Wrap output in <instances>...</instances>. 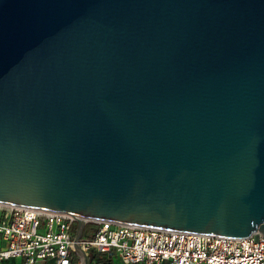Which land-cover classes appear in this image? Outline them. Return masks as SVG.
Instances as JSON below:
<instances>
[{"label": "water", "instance_id": "95a60500", "mask_svg": "<svg viewBox=\"0 0 264 264\" xmlns=\"http://www.w3.org/2000/svg\"><path fill=\"white\" fill-rule=\"evenodd\" d=\"M0 202L264 235V0H0Z\"/></svg>", "mask_w": 264, "mask_h": 264}, {"label": "built area", "instance_id": "2783aa9c", "mask_svg": "<svg viewBox=\"0 0 264 264\" xmlns=\"http://www.w3.org/2000/svg\"><path fill=\"white\" fill-rule=\"evenodd\" d=\"M68 213L0 202V264H81L93 251L125 264H264V235L244 237L86 219L76 237Z\"/></svg>", "mask_w": 264, "mask_h": 264}, {"label": "rangeland", "instance_id": "374dc122", "mask_svg": "<svg viewBox=\"0 0 264 264\" xmlns=\"http://www.w3.org/2000/svg\"><path fill=\"white\" fill-rule=\"evenodd\" d=\"M94 255L93 262L91 264H125L118 256H110L108 253H101L98 251L92 252Z\"/></svg>", "mask_w": 264, "mask_h": 264}, {"label": "trees", "instance_id": "16d2710c", "mask_svg": "<svg viewBox=\"0 0 264 264\" xmlns=\"http://www.w3.org/2000/svg\"><path fill=\"white\" fill-rule=\"evenodd\" d=\"M77 226V225H76ZM96 225L94 223H87L85 224V228L83 231V235L86 236H91L93 235L94 229H95Z\"/></svg>", "mask_w": 264, "mask_h": 264}, {"label": "crops", "instance_id": "0c3cea01", "mask_svg": "<svg viewBox=\"0 0 264 264\" xmlns=\"http://www.w3.org/2000/svg\"><path fill=\"white\" fill-rule=\"evenodd\" d=\"M94 255H95V254L92 253V255L89 256V259L87 260V262L84 260V262L81 263V264H91V263L94 261V260H93Z\"/></svg>", "mask_w": 264, "mask_h": 264}]
</instances>
